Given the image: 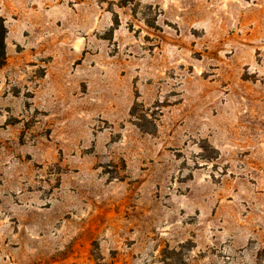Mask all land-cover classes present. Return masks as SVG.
Instances as JSON below:
<instances>
[{
	"label": "rangeland",
	"instance_id": "rangeland-1",
	"mask_svg": "<svg viewBox=\"0 0 264 264\" xmlns=\"http://www.w3.org/2000/svg\"><path fill=\"white\" fill-rule=\"evenodd\" d=\"M0 17V264H264V0Z\"/></svg>",
	"mask_w": 264,
	"mask_h": 264
},
{
	"label": "trees",
	"instance_id": "trees-1",
	"mask_svg": "<svg viewBox=\"0 0 264 264\" xmlns=\"http://www.w3.org/2000/svg\"><path fill=\"white\" fill-rule=\"evenodd\" d=\"M7 28L5 26V21L0 17V68L6 63V36Z\"/></svg>",
	"mask_w": 264,
	"mask_h": 264
}]
</instances>
